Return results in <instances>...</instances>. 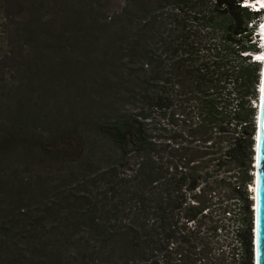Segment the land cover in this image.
<instances>
[{
    "label": "trees",
    "instance_id": "16d2710c",
    "mask_svg": "<svg viewBox=\"0 0 264 264\" xmlns=\"http://www.w3.org/2000/svg\"><path fill=\"white\" fill-rule=\"evenodd\" d=\"M131 1L139 19L122 34L132 61L115 83L118 99L100 88L97 120L39 142L51 177L35 186L9 178L0 192L1 203L14 202L0 211V264H254L261 65L251 54L261 51L263 13L243 0ZM208 45L212 59L202 55ZM177 98L188 131L171 142L156 134L154 114ZM27 193L43 197L21 206ZM228 221L229 254L220 248Z\"/></svg>",
    "mask_w": 264,
    "mask_h": 264
},
{
    "label": "rangeland",
    "instance_id": "374dc122",
    "mask_svg": "<svg viewBox=\"0 0 264 264\" xmlns=\"http://www.w3.org/2000/svg\"><path fill=\"white\" fill-rule=\"evenodd\" d=\"M132 5L131 0H0V192L9 185V178L15 185L31 182L35 186L41 176L51 177L42 174L45 168L40 166L39 142L49 141L69 123L84 128L91 119L97 120L105 106L100 102V88L111 102L118 99H112L115 83L125 79L132 61L123 49L127 44L122 42V34L132 27L131 17L135 24L139 19L128 12ZM139 10L138 16H142ZM218 20L220 23L223 17ZM198 30L193 25V32ZM209 47L202 55L212 59ZM178 100L172 108L154 114L156 134L165 140L176 136L173 142L181 141L178 136L188 131ZM257 104V100L252 102L256 110ZM70 171L65 168L61 173L66 176ZM254 174L255 167L251 172L255 179ZM49 183L51 188L62 184L57 180ZM254 193L253 180L249 185L252 210ZM36 196V201L43 197ZM34 199V194H21V206H33ZM13 204V200L0 202V211ZM230 221L224 222L225 233L220 234V248L227 253L235 243Z\"/></svg>",
    "mask_w": 264,
    "mask_h": 264
},
{
    "label": "water",
    "instance_id": "95a60500",
    "mask_svg": "<svg viewBox=\"0 0 264 264\" xmlns=\"http://www.w3.org/2000/svg\"><path fill=\"white\" fill-rule=\"evenodd\" d=\"M262 88L256 125L254 193V264H264V63H261Z\"/></svg>",
    "mask_w": 264,
    "mask_h": 264
},
{
    "label": "clouds",
    "instance_id": "9594fccd",
    "mask_svg": "<svg viewBox=\"0 0 264 264\" xmlns=\"http://www.w3.org/2000/svg\"><path fill=\"white\" fill-rule=\"evenodd\" d=\"M253 2L252 3H255L256 1H258V0H252ZM251 3H250V0H243L242 1V3H241V5L242 6H244V5H249V9H252L251 11H253V8L251 7V5H250ZM246 7V6H245ZM259 7V6H258ZM264 7V6H263ZM248 8V7H247ZM264 9V8H263ZM261 13H263V16H262V20L261 21H258V23H257V28L255 29V31H254V35H255V40H258V47L259 48H261V50L263 51V47H261V46H263V41H261V40H259V38L256 36V32L258 31V27H259V25H261L262 23V21L264 20V10H263V12H261ZM262 51H260L261 53H263ZM256 53H254V54H251V57H255V56H257L258 57V55H255ZM254 61V60H253ZM256 62H257V60H255ZM261 82H262V79H260V85H261ZM260 85H259V88H260ZM258 92H259V97H260V91H259V89H258ZM259 97H258V104H257V116H256V125H257V123H258V112H259V105H260V100H259ZM257 128V127H256ZM257 137V136H256ZM256 137H255V141H256ZM256 160V159H255ZM254 167H255V163H254ZM254 177H255V174H254ZM254 182H255V179H254Z\"/></svg>",
    "mask_w": 264,
    "mask_h": 264
},
{
    "label": "bare ground",
    "instance_id": "6f19581e",
    "mask_svg": "<svg viewBox=\"0 0 264 264\" xmlns=\"http://www.w3.org/2000/svg\"><path fill=\"white\" fill-rule=\"evenodd\" d=\"M253 1L252 0H250V3H252ZM255 6H261L262 8L261 9H263L264 7V0H258V1H256L255 2V4H254ZM252 6V5H251ZM263 29V31H264V27L262 28ZM263 48H264V46H263ZM263 52V51H262ZM260 54V55H259ZM255 55H259L258 57H257V62H261V63H264V52L263 53H261V52H258V53H256ZM255 182H254V192L256 193V186H255Z\"/></svg>",
    "mask_w": 264,
    "mask_h": 264
},
{
    "label": "built area",
    "instance_id": "2783aa9c",
    "mask_svg": "<svg viewBox=\"0 0 264 264\" xmlns=\"http://www.w3.org/2000/svg\"><path fill=\"white\" fill-rule=\"evenodd\" d=\"M254 4H255V3H251L250 5H252L251 7H252L253 9H257L258 6H255ZM261 47H263V46H261ZM253 60H254V61L257 60V56H255V57L253 58Z\"/></svg>",
    "mask_w": 264,
    "mask_h": 264
}]
</instances>
